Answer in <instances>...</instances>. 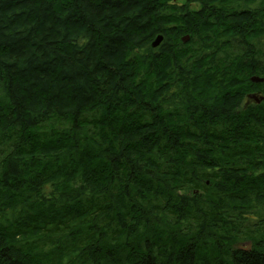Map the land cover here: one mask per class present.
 <instances>
[{"label": "trees", "instance_id": "16d2710c", "mask_svg": "<svg viewBox=\"0 0 264 264\" xmlns=\"http://www.w3.org/2000/svg\"><path fill=\"white\" fill-rule=\"evenodd\" d=\"M253 76L264 0H0V264H264Z\"/></svg>", "mask_w": 264, "mask_h": 264}, {"label": "water", "instance_id": "95a60500", "mask_svg": "<svg viewBox=\"0 0 264 264\" xmlns=\"http://www.w3.org/2000/svg\"><path fill=\"white\" fill-rule=\"evenodd\" d=\"M162 39H163V35L159 34L155 38V40L152 42V45L153 46H158L160 44V42L162 41ZM182 39H183V41H188L189 40V35H185ZM252 80L253 81H264V78H260L258 76H253Z\"/></svg>", "mask_w": 264, "mask_h": 264}, {"label": "bare ground", "instance_id": "6f19581e", "mask_svg": "<svg viewBox=\"0 0 264 264\" xmlns=\"http://www.w3.org/2000/svg\"><path fill=\"white\" fill-rule=\"evenodd\" d=\"M251 79H252V78H251ZM255 82H258V81H255ZM251 97L254 98L255 101H257V102L259 101V98H258L257 96H255V95H251Z\"/></svg>", "mask_w": 264, "mask_h": 264}, {"label": "rangeland", "instance_id": "374dc122", "mask_svg": "<svg viewBox=\"0 0 264 264\" xmlns=\"http://www.w3.org/2000/svg\"><path fill=\"white\" fill-rule=\"evenodd\" d=\"M197 4H194V6H196ZM243 248H245L246 247V243H243Z\"/></svg>", "mask_w": 264, "mask_h": 264}]
</instances>
